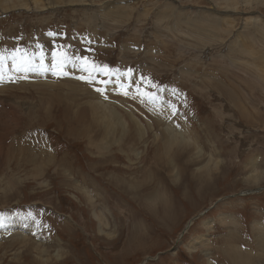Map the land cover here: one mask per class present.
Returning a JSON list of instances; mask_svg holds the SVG:
<instances>
[{
    "label": "rangeland",
    "instance_id": "374dc122",
    "mask_svg": "<svg viewBox=\"0 0 264 264\" xmlns=\"http://www.w3.org/2000/svg\"><path fill=\"white\" fill-rule=\"evenodd\" d=\"M2 1L0 264H264V0Z\"/></svg>",
    "mask_w": 264,
    "mask_h": 264
},
{
    "label": "bare ground",
    "instance_id": "6f19581e",
    "mask_svg": "<svg viewBox=\"0 0 264 264\" xmlns=\"http://www.w3.org/2000/svg\"><path fill=\"white\" fill-rule=\"evenodd\" d=\"M16 1V0H15ZM2 5H3V9L4 10H8V9H17V10H23L24 8H23V6L25 7V8H27V5H25V4H20V5H18V0L16 1V3H14V1H12V0H4V1H2ZM46 5H49V3H47ZM19 6H21V7H19ZM33 6H34V8H39V9H44V7H43V4L40 2V1H37V0H33ZM15 11V10H14ZM34 57H35V55H33ZM13 60V59H12ZM51 60V59H50ZM68 66H70V67H72L71 68V71H75L76 69H77V67L78 66H81L80 64H77V62H68L67 64H66V68L68 67ZM11 68H12V66H11ZM36 71V70H35ZM72 72H70V74H71ZM70 74H69V76H70ZM72 75H73V73H72ZM18 77V76H17ZM59 79V78H58ZM67 79V78H66ZM69 79V78H68ZM59 80H61V79H59ZM62 80H63V78H62ZM72 80V79H71ZM14 81H15V79H14ZM64 82H67L68 84L69 83H72L71 81H64ZM63 82V83H64ZM68 84H66L65 86H67ZM69 86H72L71 84H69ZM66 89H68V91H69V88H66ZM67 92V91H66ZM67 93H69V92H67ZM66 93V94H67ZM67 98H69L68 96H66ZM67 100V99H66ZM71 104V103H70ZM159 105H161V104H159ZM162 105H164L165 106V104H163L162 103ZM162 110V109H161ZM167 123V122H166ZM172 135H173V133H171L170 134V136L172 137ZM251 179L252 180H254V181H257L258 180V177H256V176H252L251 177ZM101 217L99 216L98 217V220H99V222H102L101 221ZM25 220V219H24ZM15 221H18V219H14V221H13V219L12 218H0V222H3L4 223V225H5V227H10V226H13L14 225V222ZM19 222H20V226H22V227H24V226H26V228L29 230V231H31L30 229L32 228V226H30L27 222H25V221H23V220H21L20 218H19ZM29 226H30V228H29ZM211 226H212V221H209V222H207L206 224H204V227H205V230H207V231H210L211 230ZM4 227V228H5ZM34 227V226H33ZM101 227V226H100ZM34 231V230H33ZM203 242H204V239H203V237H195L192 241H191V243H190V246H192V248L193 249H196V245L197 244H202L203 246H205L204 244H203ZM230 253H231V249H227ZM190 252H195L196 250H189ZM204 255H206V254H204ZM210 262V261H209ZM210 264V263H209Z\"/></svg>",
    "mask_w": 264,
    "mask_h": 264
},
{
    "label": "snow or ice",
    "instance_id": "6c2138e0",
    "mask_svg": "<svg viewBox=\"0 0 264 264\" xmlns=\"http://www.w3.org/2000/svg\"><path fill=\"white\" fill-rule=\"evenodd\" d=\"M57 55H62V54L53 53L54 58H55ZM20 59H21L22 62L31 63V60H34L35 57L33 56L32 58H29V59L26 60V55H25V56H21ZM40 59H41V62H42V61H43V55H41ZM76 59H81V58H80V57H77ZM83 59H84L85 61H87V57H85V58H83ZM66 62H67L66 59H62V60L59 62V67H60V69H61V73H62L63 75H66V73H63V71H62L63 66H64V63H66ZM13 65H14V66L16 65V58H15V57H13ZM53 67H54V68L57 67V64H54ZM20 70H25L24 67H23V65L21 66ZM44 71H47V69H44ZM130 71H131V70H130ZM81 79H83V77H81ZM88 82L90 83L91 81H88ZM97 91H101V90H100V89H97ZM125 95H127L126 92H125ZM144 95H145V96H148L147 93H145ZM29 216H31V213H29ZM31 218H32L34 224H35L37 227H40V226H41V225H40V221L37 220L36 217L32 216ZM2 227H5V225H4L3 222H0V228H2ZM32 234L35 235L34 232H33Z\"/></svg>",
    "mask_w": 264,
    "mask_h": 264
}]
</instances>
